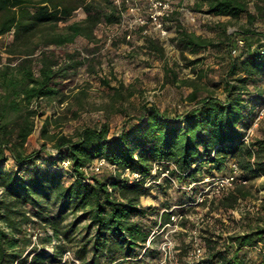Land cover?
I'll return each instance as SVG.
<instances>
[{
  "label": "trees",
  "instance_id": "1",
  "mask_svg": "<svg viewBox=\"0 0 264 264\" xmlns=\"http://www.w3.org/2000/svg\"><path fill=\"white\" fill-rule=\"evenodd\" d=\"M79 9L85 15L72 19ZM126 9L124 2L114 0H0V36L11 33L4 60L0 54V264L16 259L22 264L29 256L32 264H155L161 234L149 245L146 240L153 227L178 209L167 202L162 207L144 204L143 196L154 188L166 193L171 178L179 184L195 182L189 191L178 186L186 195L179 207L190 205L198 183L206 175L226 172L235 160L245 181L210 200L216 208H228L247 197L251 185L264 177V134H254L249 141L243 138L256 107L264 103V30L256 24L264 19V0H194L191 6L218 18L215 26L221 28L220 42L228 51L238 36L244 40L236 55L229 53L222 95L209 90L201 95L198 80L184 78L181 83L191 87L187 94L191 105L184 111L161 110L146 102L138 115H128L115 131L107 122H98L71 135L50 133L46 115L35 135L43 101L68 98L56 79L90 60L80 49L62 50V46L78 36L96 39L97 25L119 22ZM241 14L246 23L230 34L227 26ZM177 22L176 41L183 50L196 54L219 46L213 38ZM149 45L162 53L154 40ZM164 72L166 82L177 81L172 66L166 65ZM103 82L114 89L116 100L134 93L122 82L116 86L107 79ZM66 157L68 168L62 166ZM100 157L140 176L129 179L108 167L100 173L84 170ZM154 160H168L175 167L169 169L170 177L148 185V178L160 175L151 173ZM259 186L264 188V182ZM29 222L44 232L39 244L31 247L25 231ZM53 238L57 242L49 249ZM202 248L199 258L183 264H264V214L225 238L203 236ZM67 250L73 259L63 260Z\"/></svg>",
  "mask_w": 264,
  "mask_h": 264
},
{
  "label": "rangeland",
  "instance_id": "2",
  "mask_svg": "<svg viewBox=\"0 0 264 264\" xmlns=\"http://www.w3.org/2000/svg\"><path fill=\"white\" fill-rule=\"evenodd\" d=\"M119 1L127 6L126 0ZM129 1L137 3L139 11L146 14L148 0ZM169 1L172 11L163 18L166 34H161L151 23L146 25L135 23L132 15L123 10L119 22H101L97 25L96 39L88 40L78 36L73 42L62 46V50L78 48L90 60L79 65L67 77L56 79L59 86L68 94V98L63 102L58 99L43 101L41 109L44 113L36 121V136L39 135L46 115L50 119L48 125L50 133L71 135L85 125L98 122H107L110 130L115 131L121 127L128 115H138L146 102L154 104L161 110L182 111L191 105L187 99L191 87L181 83L184 78L198 80L201 95L208 90L218 95L223 94L221 80L227 69L230 54L227 47L220 42L224 39L221 28L215 26L218 18L192 10L194 0ZM84 15L83 10L79 9L72 19H79ZM177 21L189 31L213 38L219 46L210 48L207 53L203 49L196 54L183 50L176 41ZM244 23L246 16L241 14L234 23L227 26L226 30L232 34ZM256 24L260 30H264V19L258 20ZM150 39L162 46V53L149 45ZM10 40L11 33L0 36V54L3 60L7 54L5 47ZM189 60L194 62L189 63ZM166 65L172 66L177 72L175 83L165 81ZM200 74L202 76L199 79ZM104 79L115 86L122 82L125 86H130L134 93L128 98L116 100L114 89L104 84ZM123 91L127 93V89ZM260 125V129L256 130ZM258 126L253 135L264 134V119ZM52 142L53 140H47V145L50 146ZM260 182H264V177L257 179L255 185H251V193L247 197L240 198L234 207L228 208H216L211 201L179 207L186 195L174 184L166 188V193L157 192L154 188L150 194L143 196L144 204L162 207V203L167 202L173 209H178V212L193 215V218L181 220L179 223L181 227L170 232L175 246L164 261L160 252L155 264H183L184 261L193 259V250L202 254L203 236L220 234L225 238L233 231L244 230L249 222H257V218L264 214L261 204L258 211L239 207L240 202L244 200L253 202L258 198L264 199V188L259 186ZM162 211L161 209L160 212ZM200 215L203 216V222L197 217ZM152 217L158 220L159 216ZM166 230L167 227L163 234ZM163 234L159 235L157 246L162 241Z\"/></svg>",
  "mask_w": 264,
  "mask_h": 264
},
{
  "label": "built area",
  "instance_id": "3",
  "mask_svg": "<svg viewBox=\"0 0 264 264\" xmlns=\"http://www.w3.org/2000/svg\"><path fill=\"white\" fill-rule=\"evenodd\" d=\"M115 2L119 3V0H114ZM127 1V11L132 15L133 21L137 24L146 25L147 23H151L155 29H157L161 34H166L167 30L164 27V16L167 15L170 11H172V7L169 0H148L147 4V12L146 14H143L141 11H139V6L137 3H131L129 0ZM244 46V40L241 39V37H237L235 39V42L232 46L229 48V53L231 55H236L240 48ZM204 52H208L210 50L209 47L203 49ZM222 95V94H221ZM189 108V107H188ZM187 109V108H186ZM184 109V110H186ZM182 110V111H184ZM256 115L249 126V128L246 131V134L244 135V140L249 141L251 139V136L253 135V132L255 128L258 126L259 122L264 119V103L260 104L256 107ZM181 112V111H180ZM51 151H55V149L50 148ZM8 153V152H7ZM12 158L10 157L8 159L7 165L9 166L12 163ZM70 165V159L64 158L62 160V166L64 168H68ZM111 168L113 170H118L121 172L122 175L129 177V179L138 178L140 174L138 172L131 171L129 168H126L125 170H121L120 168H117L116 164L109 163L104 157H100L95 159L93 162H91L89 165L84 167V170L86 172L90 171L93 173H100L104 170V168ZM175 167V164L168 160H154L152 162V169L151 173L152 175L156 174L157 172H160V175L153 178H148L146 181V184H151L153 182H161L162 177H170L169 175V169ZM240 167L238 163L235 160H232L230 162L229 169L224 172H216L215 174L206 175L199 183L200 189L196 192L195 198L192 202H190V205H199L205 202H209L211 199H214L216 197H219L224 192L229 190L230 188L234 187L239 182H244L240 177ZM171 184L175 186H181L185 189H190L193 185H195V182L192 183H182L179 184L176 179L171 178ZM153 190V189H152ZM3 194V187L0 186V196ZM261 199L258 198L254 200L253 202H247L246 200L240 202L239 209L249 208L258 211L260 209ZM171 210V209H170ZM30 213V212H28ZM31 218L36 220L37 217L33 214H30ZM200 217V221L203 222V216H197ZM186 218H193L192 214L188 213H182V212H174L170 214V219L165 221L161 226H155L151 230L147 240L146 244L149 245L151 239H153L157 234H163L164 229L167 227V230L164 232L162 241H160L158 247L160 249V252L162 254V260L164 261L167 257L170 256L171 249L175 246L174 239L172 235L170 234L171 231L176 230L177 228L181 227L180 222L183 219ZM47 230L49 233H52V230L47 227ZM25 231L28 232V234L31 236V243L29 247L33 246L34 244L38 245L39 237L43 235V230L38 227V225H35L32 222H29L25 225ZM57 240L53 238L48 245L49 249L53 248V244H55ZM193 258H199L201 255L196 253V250H193ZM30 257H28V260L25 261L22 264H32L30 263ZM73 259L71 251L67 250L64 253L63 260L65 259ZM13 264H21L19 262V259L14 260Z\"/></svg>",
  "mask_w": 264,
  "mask_h": 264
},
{
  "label": "crops",
  "instance_id": "4",
  "mask_svg": "<svg viewBox=\"0 0 264 264\" xmlns=\"http://www.w3.org/2000/svg\"><path fill=\"white\" fill-rule=\"evenodd\" d=\"M144 203V202H143Z\"/></svg>",
  "mask_w": 264,
  "mask_h": 264
}]
</instances>
